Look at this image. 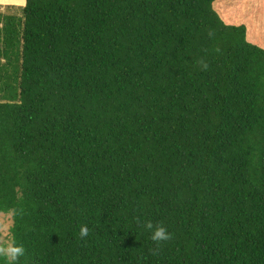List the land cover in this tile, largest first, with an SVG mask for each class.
<instances>
[{
	"label": "trees",
	"instance_id": "trees-1",
	"mask_svg": "<svg viewBox=\"0 0 264 264\" xmlns=\"http://www.w3.org/2000/svg\"><path fill=\"white\" fill-rule=\"evenodd\" d=\"M213 1L0 14V212L18 264H264V49ZM157 225L172 238L153 254Z\"/></svg>",
	"mask_w": 264,
	"mask_h": 264
},
{
	"label": "rangeland",
	"instance_id": "rangeland-1",
	"mask_svg": "<svg viewBox=\"0 0 264 264\" xmlns=\"http://www.w3.org/2000/svg\"><path fill=\"white\" fill-rule=\"evenodd\" d=\"M212 8L223 22L243 24L246 40L264 49V0H214ZM0 14L19 16L20 9L8 6ZM0 222L10 225V214L0 212ZM0 235L8 240V233Z\"/></svg>",
	"mask_w": 264,
	"mask_h": 264
},
{
	"label": "clouds",
	"instance_id": "clouds-1",
	"mask_svg": "<svg viewBox=\"0 0 264 264\" xmlns=\"http://www.w3.org/2000/svg\"><path fill=\"white\" fill-rule=\"evenodd\" d=\"M8 6H19L22 8L27 7V0H0V12L5 11ZM2 26V25H0ZM148 229H153V224L148 222L145 225ZM11 231L9 224L0 222V234H7ZM89 229L86 226H81L79 235L80 238L88 236ZM151 240L155 242L157 248L152 249L153 254L158 250L161 242L169 241L172 237L167 229L161 225L155 226L154 231L151 234ZM25 249L21 245H17L15 240H6L3 235H0V258L6 261V264H18L19 258L24 255Z\"/></svg>",
	"mask_w": 264,
	"mask_h": 264
},
{
	"label": "crops",
	"instance_id": "crops-1",
	"mask_svg": "<svg viewBox=\"0 0 264 264\" xmlns=\"http://www.w3.org/2000/svg\"><path fill=\"white\" fill-rule=\"evenodd\" d=\"M15 7H18V8H20L19 6H15ZM228 24V23H227Z\"/></svg>",
	"mask_w": 264,
	"mask_h": 264
}]
</instances>
